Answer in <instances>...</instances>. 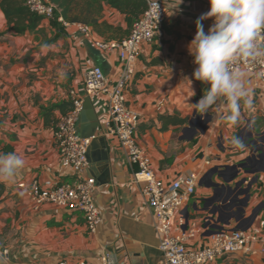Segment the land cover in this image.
I'll list each match as a JSON object with an SVG mask.
<instances>
[{
    "label": "crops",
    "instance_id": "1",
    "mask_svg": "<svg viewBox=\"0 0 264 264\" xmlns=\"http://www.w3.org/2000/svg\"><path fill=\"white\" fill-rule=\"evenodd\" d=\"M160 1L172 13L156 39L145 43L132 63L133 75L127 89L128 103L140 114L139 140L165 181L185 171L201 170L202 178L215 166L223 169L224 175L213 176L220 185L199 181L184 206L188 226L202 227L209 223L213 229L215 225L234 228L241 222L232 218L230 224H222L217 220L244 205L246 197L237 196L223 179L237 171L231 166L241 167L242 163L250 170H259L251 174L258 179L251 187L252 201L242 221L248 225L250 221L246 219L256 207L261 209L256 221L264 220V162L252 156L251 146L246 143L249 134L233 135L232 126L215 109L207 114L205 126H200L201 116L194 110V104L202 98L208 85L195 79L197 65L188 46L196 34V20L210 10V0ZM103 20L114 27H127L125 14L108 4L100 16V21ZM202 23L207 32L214 20L210 18ZM7 27L0 5V30L5 31ZM42 27V33L8 32L0 42V91L4 95L0 101V153L15 152L26 161L15 182L5 183L8 197L0 204V264L5 261L7 264H57L66 259L76 263L82 258L101 264L100 256L105 251L111 254L115 264H163L155 213L142 194L143 184L134 179V169L118 138L107 132L109 114L105 99L91 97L100 123L96 135L105 136L110 160L106 182L98 179L101 171L91 167L88 171V175L97 179L94 197L102 214L98 232L89 231L82 213L50 203L37 206L25 189L18 186L34 178L41 181L71 178L70 171L61 165L54 136L56 123L64 111L53 107L48 124L44 111L70 101L71 89L84 94L85 76L95 65L102 67L108 81H115L122 69L117 53L98 49L76 27L61 32L46 18ZM93 29L99 37H117L114 29L104 33ZM50 39L54 41L46 42ZM61 69L67 73L63 81L58 78ZM245 79L252 101L259 102L258 106L253 103L256 106L249 111L254 114L251 119L254 123L253 117H264V86L254 79ZM192 90L196 93L193 97ZM185 117L188 120L182 124L180 118ZM225 134L223 144L220 138ZM233 136H239L245 147H233ZM227 165L229 168L225 169ZM246 174L242 169L240 176ZM235 182L230 184L234 186ZM256 196L260 201L255 200ZM209 234L204 232L205 236ZM206 240L201 236L194 244L203 246ZM207 264H264V237L254 243L249 254L224 255Z\"/></svg>",
    "mask_w": 264,
    "mask_h": 264
},
{
    "label": "built area",
    "instance_id": "2",
    "mask_svg": "<svg viewBox=\"0 0 264 264\" xmlns=\"http://www.w3.org/2000/svg\"><path fill=\"white\" fill-rule=\"evenodd\" d=\"M26 4L34 13L43 15L50 21L58 20L65 28L76 27L86 38L91 39L98 49L117 53L122 69L115 81H108L102 67L95 65L85 76V93L80 94L76 89H71L69 93L73 107L60 116L54 136L61 165L70 171L71 178L44 181L34 178L30 182L22 181L18 186L25 189L37 206L50 203L59 208L82 213L89 231L96 234L102 222V214L94 197L97 179L88 175L90 162L87 157L95 135L83 136L80 120L87 97L105 99L109 114L106 121L107 132L118 138L130 166L134 169V179L143 184L142 194L155 213L156 230L161 237L160 249L164 256L163 264H207L224 255L237 252L249 254L253 251L254 243L264 237V220L256 221L260 211L254 220L257 223L247 229L223 227L205 236L204 232L213 229L211 224L206 223L202 227L188 226L184 206L196 191L201 179V170L181 172L171 181H165L159 176L137 135L140 114L132 108L127 98V89L133 75L132 63L143 45L153 42L162 30L172 13L169 6L160 0H148L146 11L133 23L129 35L122 38H103L95 34L90 24L71 22L63 15L57 17L58 8L52 0H26ZM232 67L233 70L243 71L246 77L264 86V55L255 61L237 60ZM207 164H210V160ZM251 174L253 173L238 176L232 181L237 182L246 177L235 193L243 191L255 178V175ZM201 236L207 240L203 246L198 247L194 242ZM100 260L101 264H115L111 254L106 251L101 254ZM57 264L92 263L82 258L76 263L66 259Z\"/></svg>",
    "mask_w": 264,
    "mask_h": 264
},
{
    "label": "clouds",
    "instance_id": "3",
    "mask_svg": "<svg viewBox=\"0 0 264 264\" xmlns=\"http://www.w3.org/2000/svg\"><path fill=\"white\" fill-rule=\"evenodd\" d=\"M210 18L214 23L205 32L202 21ZM195 23L196 34L188 46L197 65L193 75L208 88L194 104V110L204 118L215 109L221 119L236 126L242 104L250 109L253 101L246 87V73L232 66L237 60L255 61L264 55V0H210V10ZM66 77L65 70L58 71L61 81ZM195 95L192 90L191 97ZM231 143L235 148L245 147L239 136H233ZM25 164V159L15 152L0 153V183H14Z\"/></svg>",
    "mask_w": 264,
    "mask_h": 264
},
{
    "label": "trees",
    "instance_id": "4",
    "mask_svg": "<svg viewBox=\"0 0 264 264\" xmlns=\"http://www.w3.org/2000/svg\"><path fill=\"white\" fill-rule=\"evenodd\" d=\"M57 6L56 16L63 15L65 19L71 22H84L92 25L99 32H106L114 29L116 36L122 38L131 32L133 23L146 11L148 7V0H52ZM108 4L115 10L125 14L127 27H114L105 20L100 21L105 5ZM1 8L7 19L8 27L5 31L0 30V42L2 37L12 32L14 35H23L26 33H42V23L45 17L30 10L26 4V0H0ZM52 27L57 28L61 32L65 27L61 25L58 20L51 21ZM121 34V35H120ZM60 34L58 33L57 36ZM50 39L46 42H52ZM44 42V44H46ZM4 95L0 91V101ZM71 99V98H70ZM69 105L68 110L64 107ZM53 107L61 108L64 113H67L73 107L72 100L56 104L44 111L46 124L50 118ZM63 113V114H64ZM188 117L180 118L181 123L187 122ZM8 197L7 186L5 183H0V204Z\"/></svg>",
    "mask_w": 264,
    "mask_h": 264
},
{
    "label": "water",
    "instance_id": "5",
    "mask_svg": "<svg viewBox=\"0 0 264 264\" xmlns=\"http://www.w3.org/2000/svg\"><path fill=\"white\" fill-rule=\"evenodd\" d=\"M99 121L96 117L95 111L93 109L91 98L87 97L85 99L84 103V109L81 114V120H80V129L81 133L85 137L94 136L92 139V143L88 149L87 157L90 162V167L92 170L101 171V176L98 177L99 181L106 182L107 178L106 176L109 174L110 170V160H109V151L106 146V138L105 136H98L96 135V132L99 128ZM206 131V129L204 130ZM264 133V132H263ZM263 133H256L254 134L253 131L251 132L249 138L246 140L247 145L251 146V150L253 151L252 156L257 158H262L264 162V134ZM258 152V153H257ZM232 168H235L237 171L233 173L230 177L223 176V179L226 183H228V188L230 190L236 191L239 187L242 186L243 182L246 180V177H243L239 181L234 183V186H232L230 183L236 179L240 173L241 170L244 169L246 173H255L259 170H250L247 168L246 163H242L241 167L240 165L231 166ZM228 165L225 166V169H228ZM223 169H219L218 166H215L211 168L200 180L201 184H209L212 186H218L220 185L219 182L215 181L213 179V176L218 173L219 175H222ZM224 175V174H223ZM258 179L257 176H255L254 179H252L249 183V185L243 190V191H237L238 194L245 193L246 199L244 201L243 207L239 208L236 212L228 213L226 216H220V218L217 220L218 222L222 224H230V220L232 218H235L237 221H241L235 228L236 229H247L251 223L256 219L260 208H257L253 211L252 215L248 217V221L250 223L248 225H245L242 221L243 218H246V208L248 206L249 197L251 196L250 190L253 185V183ZM225 209H229L228 205L222 206ZM224 225H215L214 229L209 230V233H212L215 231V229H222Z\"/></svg>",
    "mask_w": 264,
    "mask_h": 264
},
{
    "label": "rangeland",
    "instance_id": "6",
    "mask_svg": "<svg viewBox=\"0 0 264 264\" xmlns=\"http://www.w3.org/2000/svg\"><path fill=\"white\" fill-rule=\"evenodd\" d=\"M40 64V63H39ZM42 63L40 64V67H41ZM253 103H255L256 105L259 104L258 101H253ZM252 103V106H256L255 104ZM258 106V105H257ZM250 109L246 107V109H244V106L242 104V116H241V119H240V122L238 123V125L236 126H232V131H233V135H238V134H242V135H245V134H251V132L253 131H257L256 133H263L264 132V117L263 116H256V117H253L254 119V123L252 122V115L250 112ZM211 113V111H210ZM208 113V115L210 114ZM206 119H207V115L202 118L200 117L198 119V122L200 123V126H205L206 124ZM249 120V121H248ZM254 125V128H252V126ZM224 129V127L221 128V131ZM253 129V130H252ZM264 134V133H263ZM226 138H227V134L225 135H221V138H220V141H222L223 144H225V141H226ZM249 138V137H248ZM232 174H229V176L227 177H230ZM240 176V175H239ZM226 177V176H225ZM236 195L238 196V192L236 193ZM245 197H246V194L244 193L243 194ZM260 197L259 196H256L255 197V200H259L260 201ZM248 201V206L250 205V202L252 201V197H249V200ZM232 202V201H231ZM257 207L254 209L256 210ZM253 210V211H254ZM252 211V212H253Z\"/></svg>",
    "mask_w": 264,
    "mask_h": 264
}]
</instances>
